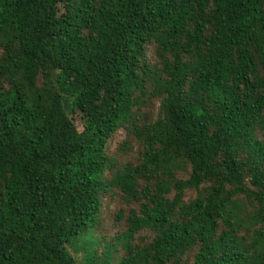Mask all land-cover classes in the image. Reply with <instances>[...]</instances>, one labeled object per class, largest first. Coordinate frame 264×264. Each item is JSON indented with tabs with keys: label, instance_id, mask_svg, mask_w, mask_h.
<instances>
[{
	"label": "trees",
	"instance_id": "16d2710c",
	"mask_svg": "<svg viewBox=\"0 0 264 264\" xmlns=\"http://www.w3.org/2000/svg\"><path fill=\"white\" fill-rule=\"evenodd\" d=\"M261 133L264 0H0V264H264Z\"/></svg>",
	"mask_w": 264,
	"mask_h": 264
},
{
	"label": "rangeland",
	"instance_id": "374dc122",
	"mask_svg": "<svg viewBox=\"0 0 264 264\" xmlns=\"http://www.w3.org/2000/svg\"><path fill=\"white\" fill-rule=\"evenodd\" d=\"M147 59L154 65L158 62L156 45L154 43L150 44L147 49ZM159 104L155 100L151 101L148 107L144 111V117L146 116L150 120L156 119L159 115ZM74 121L77 128L81 131L84 126V119L80 114L74 116ZM124 129H120L114 139L108 145V154L110 158L115 162L118 168H122V164L128 161L137 163L138 154V142H135L131 136H129ZM260 136L264 139V133ZM128 140L130 142V148H123V143ZM106 178H111L109 173L106 174ZM196 197V192L194 190H188L186 192V200H191ZM133 205L126 202L122 198V194L116 188H111L108 193L103 197L102 211L99 217V227L94 233V237H97L100 242L105 243V245L114 244L115 247V261L117 256H124L125 250L122 246L118 245L114 238L123 233L127 229V218L130 216ZM98 241V242H99ZM89 248V244L86 240L79 242L75 249L72 250L77 257L78 263L85 264L84 257L87 255L88 251L82 250V248ZM104 244L98 245L97 251L98 255L101 256Z\"/></svg>",
	"mask_w": 264,
	"mask_h": 264
}]
</instances>
